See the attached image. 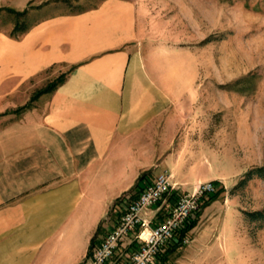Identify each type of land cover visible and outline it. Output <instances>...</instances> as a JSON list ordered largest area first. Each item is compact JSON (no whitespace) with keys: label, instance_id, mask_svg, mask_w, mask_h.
<instances>
[{"label":"crops","instance_id":"0c3cea01","mask_svg":"<svg viewBox=\"0 0 264 264\" xmlns=\"http://www.w3.org/2000/svg\"><path fill=\"white\" fill-rule=\"evenodd\" d=\"M56 2L39 3L21 35L0 30V264H88L91 238L111 229L140 175L171 167L180 191L196 181L173 166L183 115L143 49V4Z\"/></svg>","mask_w":264,"mask_h":264},{"label":"rangeland","instance_id":"374dc122","mask_svg":"<svg viewBox=\"0 0 264 264\" xmlns=\"http://www.w3.org/2000/svg\"><path fill=\"white\" fill-rule=\"evenodd\" d=\"M50 1L0 0V8L25 10L2 9L0 30L21 35L34 8ZM56 1L54 11H77L100 0ZM139 2L145 12L142 46L160 74V93L177 98L183 115L170 151L173 166L195 183L210 180L216 189L220 181L224 187L161 264H264V0ZM44 88L2 114L22 111Z\"/></svg>","mask_w":264,"mask_h":264},{"label":"built area","instance_id":"2783aa9c","mask_svg":"<svg viewBox=\"0 0 264 264\" xmlns=\"http://www.w3.org/2000/svg\"><path fill=\"white\" fill-rule=\"evenodd\" d=\"M214 190L209 180L180 191L169 171L158 172L128 198L111 229L92 247L88 264H158L178 231L200 210L202 198Z\"/></svg>","mask_w":264,"mask_h":264},{"label":"trees","instance_id":"16d2710c","mask_svg":"<svg viewBox=\"0 0 264 264\" xmlns=\"http://www.w3.org/2000/svg\"><path fill=\"white\" fill-rule=\"evenodd\" d=\"M4 9L6 11H10V12H14L16 14H19V15H22L25 10H22V11H15L13 9H10V8H0V11ZM15 27H18L17 25H15ZM21 31H23V29H21ZM57 82H52L50 84H48L45 88H44V92L46 91H50L55 85H56ZM255 172V170L251 169L249 171L246 172V175L248 178H250L252 176V174ZM144 177V174L140 175L137 179V182L134 184V186L129 190H134L136 187H142V185L140 184V181L143 179ZM217 188L214 190L213 193L205 196L202 198V202H201V207H200V210H198L197 212L193 213L189 219L186 221L185 225L183 226L182 229H180L176 235V238L170 243L169 247L166 249V251L164 252V254H162L159 258V264L161 263H164V261L166 260V256L173 252L175 249L181 247L183 245V241L184 239H186L187 237V234L188 232L195 227L197 221H198V218H199V215H200V211L206 207L212 200L216 199L220 193L224 190V187L223 185L221 184L220 181H217L215 182ZM139 188V189H140ZM137 194V193H136ZM136 196V195H135ZM259 213H256V215H258ZM259 218V215L256 216ZM96 242V233L93 235V237L91 238L90 240V244H89V249H88V254L90 253L92 247L94 246Z\"/></svg>","mask_w":264,"mask_h":264}]
</instances>
